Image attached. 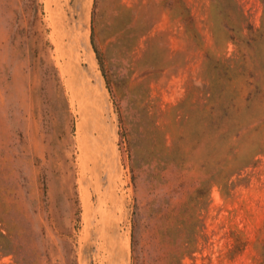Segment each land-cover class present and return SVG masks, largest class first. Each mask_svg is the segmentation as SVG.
Wrapping results in <instances>:
<instances>
[{
    "label": "rangeland",
    "instance_id": "rangeland-1",
    "mask_svg": "<svg viewBox=\"0 0 264 264\" xmlns=\"http://www.w3.org/2000/svg\"><path fill=\"white\" fill-rule=\"evenodd\" d=\"M0 264H264V0H0Z\"/></svg>",
    "mask_w": 264,
    "mask_h": 264
},
{
    "label": "bare ground",
    "instance_id": "bare-ground-1",
    "mask_svg": "<svg viewBox=\"0 0 264 264\" xmlns=\"http://www.w3.org/2000/svg\"><path fill=\"white\" fill-rule=\"evenodd\" d=\"M83 1H84V0H83ZM88 1H91V0H88ZM85 2H87V1H85ZM87 3H88V2H87ZM87 3H86V4H87ZM83 4H84V3H83ZM58 5H60V4H58ZM58 5H57V6H58ZM87 8H88V7H87ZM55 9H56V8H55ZM82 10H83V9H82ZM58 11H59V10H58ZM66 15H67V14H66ZM64 16H65V15H64ZM56 17H57V16H56ZM67 18H68V17H67ZM68 19H69V18H68ZM68 19H67V20H68ZM60 21H61V20H60ZM60 21H59V22H60ZM83 21H84V20H83ZM65 22H66V21H65ZM85 22H86V21H85ZM83 23H84V22H82L81 24L84 25ZM61 26H62V25H61ZM66 26H67V25H66ZM84 28H85V27H84Z\"/></svg>",
    "mask_w": 264,
    "mask_h": 264
},
{
    "label": "trees",
    "instance_id": "trees-1",
    "mask_svg": "<svg viewBox=\"0 0 264 264\" xmlns=\"http://www.w3.org/2000/svg\"><path fill=\"white\" fill-rule=\"evenodd\" d=\"M96 52V51H95Z\"/></svg>",
    "mask_w": 264,
    "mask_h": 264
}]
</instances>
